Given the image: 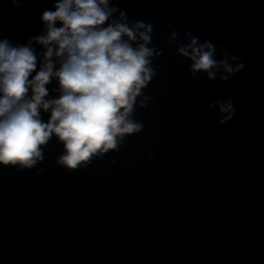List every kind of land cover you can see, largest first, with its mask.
Returning a JSON list of instances; mask_svg holds the SVG:
<instances>
[{
    "label": "clouds",
    "instance_id": "1",
    "mask_svg": "<svg viewBox=\"0 0 264 264\" xmlns=\"http://www.w3.org/2000/svg\"><path fill=\"white\" fill-rule=\"evenodd\" d=\"M109 4L110 0H57L54 11H43L44 34L34 37L45 48L38 71L31 41L12 46L0 40V165L31 168L42 159L41 147L55 136L63 145L58 163L76 169L141 130L130 117L154 74L149 66L154 49L147 46L152 26L140 21L129 26L123 22L124 12L110 19L116 8ZM175 36L173 32L169 39ZM178 53L190 61L192 75L202 72L210 80L221 66L223 78L244 67L227 57L218 59L215 45L200 44L196 37ZM53 57L59 64L55 71ZM53 78L60 95L45 99V86ZM221 110L228 111L224 120L231 118L230 99L221 101ZM41 112L48 113L46 122Z\"/></svg>",
    "mask_w": 264,
    "mask_h": 264
}]
</instances>
